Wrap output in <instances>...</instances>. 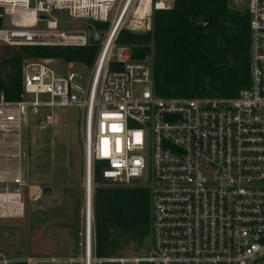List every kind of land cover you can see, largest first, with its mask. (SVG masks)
<instances>
[{
  "label": "built area",
  "instance_id": "built-area-1",
  "mask_svg": "<svg viewBox=\"0 0 264 264\" xmlns=\"http://www.w3.org/2000/svg\"><path fill=\"white\" fill-rule=\"evenodd\" d=\"M174 1L0 0L1 45L86 46L90 31L104 32L91 65L67 61L70 68L58 75L54 58H25L18 98L8 101L0 93L4 133L19 129L21 115L29 119L45 111V122L52 123L56 106L78 107L84 200L85 170L91 171L90 229L88 234L83 204L79 253L1 256L0 264H264V0H248L244 8L250 15L248 86L234 96L162 97L154 92L151 61L133 59L115 39L122 28L149 30L153 12L172 8ZM56 10L86 23L64 28ZM25 13L34 21H24ZM75 63L88 68L86 79L72 70ZM96 163L102 177L115 183L147 185L150 246L142 255L96 254ZM24 184L20 174L12 184H0V218L23 214Z\"/></svg>",
  "mask_w": 264,
  "mask_h": 264
},
{
  "label": "trees",
  "instance_id": "trees-1",
  "mask_svg": "<svg viewBox=\"0 0 264 264\" xmlns=\"http://www.w3.org/2000/svg\"><path fill=\"white\" fill-rule=\"evenodd\" d=\"M249 20L246 9L232 8L228 0H175L172 8L153 12L149 30L122 28L115 44L126 45L133 59L151 56L158 96H234L250 84ZM98 50L93 44L5 46L0 56V93L8 101L18 98L25 58H62L91 65ZM101 165L96 163L93 173L96 254L114 255L130 241L146 251L151 224L148 187L101 183L106 179Z\"/></svg>",
  "mask_w": 264,
  "mask_h": 264
},
{
  "label": "rangeland",
  "instance_id": "rangeland-1",
  "mask_svg": "<svg viewBox=\"0 0 264 264\" xmlns=\"http://www.w3.org/2000/svg\"><path fill=\"white\" fill-rule=\"evenodd\" d=\"M247 4L248 0H228L232 8L244 9ZM53 14L64 28L86 23L84 20L71 19L65 10H56ZM88 23L103 30L108 27V22L88 20ZM5 46L0 44V56L4 54ZM146 58L151 61L150 55ZM69 66V62L62 58H54L52 63L58 75H64ZM72 70L83 75L84 79L89 72L88 68L78 63L74 64ZM76 80L81 82L83 78L76 76ZM40 97L46 99L49 95L41 94ZM54 113L52 123L45 122L44 111L23 121L21 159L26 169L24 211L21 216L0 218V257L79 253L81 210L84 204L81 110L75 106H56ZM103 181L101 183L116 184L111 179ZM46 186L50 188L49 192H45ZM147 242L150 246V237ZM143 250L138 249V242L130 241L123 244L116 254L109 256L133 257L145 253ZM9 264L18 263L13 261Z\"/></svg>",
  "mask_w": 264,
  "mask_h": 264
},
{
  "label": "crops",
  "instance_id": "crops-1",
  "mask_svg": "<svg viewBox=\"0 0 264 264\" xmlns=\"http://www.w3.org/2000/svg\"><path fill=\"white\" fill-rule=\"evenodd\" d=\"M25 120L21 115L19 129L10 133L0 131V184H12L13 177L20 174L23 180L26 179V169L21 159L22 147V124ZM19 153V155H15ZM13 154V155H12Z\"/></svg>",
  "mask_w": 264,
  "mask_h": 264
},
{
  "label": "bare ground",
  "instance_id": "bare-ground-1",
  "mask_svg": "<svg viewBox=\"0 0 264 264\" xmlns=\"http://www.w3.org/2000/svg\"><path fill=\"white\" fill-rule=\"evenodd\" d=\"M23 19L26 22H33L34 21V15L32 13H25L23 15ZM109 42V41H108ZM108 42L106 44V48L108 46ZM90 168L85 170V185L87 187L86 194H85V200H84V213L87 219V231L89 234L90 229V219H91V197H90Z\"/></svg>",
  "mask_w": 264,
  "mask_h": 264
},
{
  "label": "water",
  "instance_id": "water-1",
  "mask_svg": "<svg viewBox=\"0 0 264 264\" xmlns=\"http://www.w3.org/2000/svg\"><path fill=\"white\" fill-rule=\"evenodd\" d=\"M41 18L44 17V15L40 16ZM104 32L101 30L97 31H90L89 32V43L93 45H98L101 42V39L103 37ZM50 188L48 186L45 187V192H49Z\"/></svg>",
  "mask_w": 264,
  "mask_h": 264
}]
</instances>
